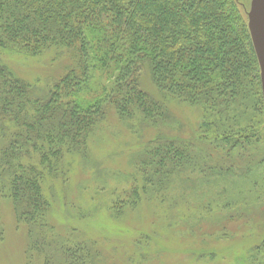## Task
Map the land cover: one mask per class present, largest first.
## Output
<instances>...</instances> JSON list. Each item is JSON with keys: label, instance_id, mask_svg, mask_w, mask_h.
<instances>
[{"label": "trees", "instance_id": "1", "mask_svg": "<svg viewBox=\"0 0 264 264\" xmlns=\"http://www.w3.org/2000/svg\"><path fill=\"white\" fill-rule=\"evenodd\" d=\"M247 22L234 0H0L1 50L35 56L54 47L72 58L43 95L0 63V189L42 264L83 262L81 247L47 238L44 172L56 174L66 154L84 152L109 107L123 120L137 115L157 124L169 117L140 86L143 64L163 98L197 107L201 122L196 142L158 135L135 154L142 192L162 191L186 172L220 175L240 163L264 165L250 116L256 110L264 123ZM96 69L110 74L108 91L78 100ZM131 192L138 201L137 189ZM255 249L250 264H264V241Z\"/></svg>", "mask_w": 264, "mask_h": 264}, {"label": "rangeland", "instance_id": "2", "mask_svg": "<svg viewBox=\"0 0 264 264\" xmlns=\"http://www.w3.org/2000/svg\"><path fill=\"white\" fill-rule=\"evenodd\" d=\"M250 1L234 0L244 19ZM0 63L43 95L65 74L72 58L62 48L35 56L0 49ZM109 78L96 69L78 100L103 96ZM140 86L164 103L169 117L157 124L137 115L123 120L109 107L84 152L66 154L56 174H43L47 238L72 250L81 247L82 264H250L255 247L264 241V165L240 163L220 175L209 169L206 176L186 172L162 191L142 192L135 154L158 135L196 142L201 112L163 98L147 64L140 69ZM250 116L264 153L263 119L256 110ZM133 188L138 201L131 195ZM52 254L60 259L57 251ZM43 257L30 250L27 228L17 221L7 190L0 189V264H42Z\"/></svg>", "mask_w": 264, "mask_h": 264}, {"label": "water", "instance_id": "3", "mask_svg": "<svg viewBox=\"0 0 264 264\" xmlns=\"http://www.w3.org/2000/svg\"><path fill=\"white\" fill-rule=\"evenodd\" d=\"M247 16L248 30L260 69V84L264 110V0H251Z\"/></svg>", "mask_w": 264, "mask_h": 264}]
</instances>
